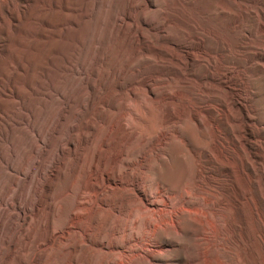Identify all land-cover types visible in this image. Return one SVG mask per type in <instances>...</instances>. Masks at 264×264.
Segmentation results:
<instances>
[{"label":"rangeland","instance_id":"rangeland-1","mask_svg":"<svg viewBox=\"0 0 264 264\" xmlns=\"http://www.w3.org/2000/svg\"><path fill=\"white\" fill-rule=\"evenodd\" d=\"M181 1L183 10L171 17L169 0H143L144 14L135 19L127 6L112 3L114 55H104L100 42L92 76L84 79L75 68L88 56L86 26L66 29L80 0H0V264H89L86 235L64 225L72 203L64 200V157L74 156L70 134L95 126L89 113L101 124L96 264H234L209 224L173 210L178 200L169 192L190 184L196 171L213 192L228 193L238 182L248 219L259 227L245 191L253 189L262 212L264 0H219L224 11L215 8L218 0H208L207 11ZM167 18L175 24H162ZM149 89L159 102L134 95ZM93 93L94 108L87 99ZM227 109L237 114L234 132ZM86 146L77 141L79 150ZM240 146L258 188L238 162L233 171L224 165ZM114 163L117 170H103ZM120 195L131 205L144 196L179 223L156 228L155 236L137 233ZM76 199L81 206L88 201ZM116 217L120 226L112 229Z\"/></svg>","mask_w":264,"mask_h":264},{"label":"bare ground","instance_id":"bare-ground-1","mask_svg":"<svg viewBox=\"0 0 264 264\" xmlns=\"http://www.w3.org/2000/svg\"><path fill=\"white\" fill-rule=\"evenodd\" d=\"M105 1L106 6L101 8L99 0H80L79 4L72 8L71 15H69L70 17L68 22L71 27L68 25L66 29L71 28L77 31V29L83 24V26H86L87 30V34L84 41V47L88 51V56L84 59V62L82 61V63H80L81 65H79L78 68H75L76 72L79 75H81L82 73L84 74V79H89L92 76V64L94 63L93 61L97 57V52L100 48L98 44L100 42L104 55L110 54L111 51L113 53L114 46L112 47V44L114 42L112 41V37L114 36L112 35V31L110 28L111 26H109L108 24V18L112 14V3H114L116 7H120L123 5L122 7L126 8L127 6L129 17H131L132 19H135L138 14L143 15L145 11V8L140 10V7L144 5L143 0ZM169 1L170 5L168 4L167 10L170 16L175 17L179 15L180 12L183 10V5L181 4L182 1ZM195 1L198 7H201L205 11L208 10V0ZM226 6L224 3L218 0L215 8L224 11L228 9ZM149 7L150 5L146 3V8ZM125 10L127 11V9ZM162 24H165V26L174 25L175 20L173 18H167ZM100 30L102 31L101 35L99 33ZM107 38L108 40H110H106ZM119 44L120 43H118L117 45ZM121 45L123 47L124 44ZM111 57L112 60L115 58H113V56ZM126 57L124 56V59H126ZM118 63L119 61L117 62V64ZM134 95L139 97L146 95V97L153 99L154 102H159L153 89H149L145 93L139 95L134 93ZM97 98L98 97H95L94 93L92 95H87L88 103L91 104V107L94 108V102L98 101ZM78 109L79 108H76V110ZM171 113L172 118L180 117L179 115L177 116L173 112ZM227 113L229 114V120L227 121V124L229 125L230 131L234 132L236 129V125H234L231 120L236 119L237 114L232 112L230 109H227ZM88 115V120L94 121L95 126L86 131L77 129L73 134H70L72 138L69 139V142L71 143L70 146L73 150L74 156H72L69 160L65 159L64 157V177L66 178L64 200L69 199L72 201L69 211L67 213H64V225L70 223L71 225L81 230V232H84L88 242L90 243V246H88L87 253L88 263L96 264V243L97 236L100 233L99 211L101 207L97 202V192L95 190V185L97 182L100 163V147H97V139L99 137V128L101 127V124L100 121L90 117L92 115L91 113H89ZM80 139H82L83 142L87 144L83 151L79 150V148L77 147V141ZM11 144L14 154L16 155L17 143L15 141V136L13 135ZM234 152L235 159L227 157L224 165H226L233 171L236 167V163L238 162L240 164V170L245 174L247 180L249 182L253 181L257 187L259 182L258 173L254 164L246 156L244 148L240 146L238 151L234 149ZM260 166L261 172H263L264 175V164L260 163ZM117 168V165H115L114 163L113 167L112 165H110L108 168H104L103 170H105L106 172L109 170H117ZM66 170L68 172H65ZM1 184L2 175L0 170V187ZM152 190H154V187ZM245 192L249 194L250 207L252 213H254L258 221V228L252 227L248 219V214L240 201L239 194L242 193V188L238 182L235 183L234 187L230 188V191L228 193H222L218 191L213 192L210 190L208 184L196 171L190 184L180 185L177 190L171 189V191L169 192V196L171 195V197L178 200L177 206H174L173 208L174 211L187 212L190 219L196 220L200 223H206L207 225L209 224L211 226L214 236L221 237L223 240V242L220 243L221 248L223 247L224 250H227L232 254L234 264H264V209L262 212L258 210L257 200L255 198L254 191L252 188H248ZM259 193L260 192H258V194ZM83 195L87 197V204L83 206L77 205L76 198ZM183 195L190 197L195 201L185 202L179 200ZM259 198L264 201V194H259ZM134 199L136 200V204L131 205L128 198H125L122 195L118 196L117 198L119 202L125 204V208L127 209V215L131 218V224L133 226V229L137 233H149L150 235L155 236L154 231L156 228L160 226L166 227L169 225V222H173L175 224L179 223V219H176L175 222L172 221L171 214V216H167L163 214V211L161 213L157 206L154 204V202H149L144 196H141V198L135 197ZM119 208L122 209L121 207ZM69 212L75 213L74 219L69 218ZM114 225H116L117 228L120 226V217L113 218V220L110 221V227L112 229H114ZM232 225H238L240 231L233 230ZM121 227L123 226L121 225ZM253 236L254 240L252 238ZM75 252L76 249H74L73 251V255L76 256ZM215 259L219 258L215 257Z\"/></svg>","mask_w":264,"mask_h":264}]
</instances>
